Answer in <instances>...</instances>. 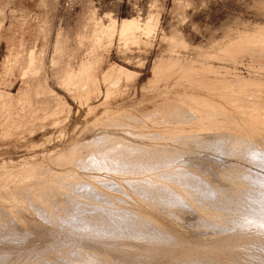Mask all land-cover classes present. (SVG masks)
<instances>
[{"label":"rangeland","instance_id":"obj_1","mask_svg":"<svg viewBox=\"0 0 264 264\" xmlns=\"http://www.w3.org/2000/svg\"><path fill=\"white\" fill-rule=\"evenodd\" d=\"M0 9V80L4 79V64L8 56L7 41L9 39L15 42L14 48H19L21 39H37L39 45L43 44V50L36 54L37 59L34 52L28 54V61L21 73L22 80L18 70L14 68L10 78L0 85L4 90L0 89V175L3 172L10 174L13 171V174H17L32 165L41 166L46 170L50 168L51 172L62 174L64 177L59 182L61 191L74 196V191L68 190L67 187L68 181L71 180L72 166L69 169L58 167L50 160V156L68 149L76 141L88 138L92 134L89 129L95 126V120L104 115L107 110L132 111L133 106L140 102L149 103L157 99L165 101L168 100V95L176 91H186V89L172 85L163 90V83H160L161 89L158 91L146 92L142 89L145 82L152 78V67L155 60L161 58H179L184 66L211 67L212 69L206 75L203 72H201L202 75L199 74V78L204 77V80L208 81L206 84L208 90L220 91L222 96L232 95V100L242 105L264 104V0H0ZM132 21L139 27V30H136L133 35H119L121 25ZM248 38L261 41L254 44L252 41H246ZM244 39L245 41H242ZM214 43L217 49L229 50L227 58L218 56L217 59H207L204 57L199 49H205ZM30 46V44H25L23 48L27 49ZM16 56V53L11 54L8 60L9 68L17 64L18 56ZM110 68H115V71L110 79L104 82V74ZM79 69H91L97 81L89 83V91L86 94L78 92L79 83L74 85L75 87L70 92L64 85L63 79H66L67 75L75 74ZM202 93L208 96L213 95L204 91ZM237 112L234 111V115ZM159 114L161 117L164 115L162 112ZM183 129L187 131V126ZM156 134L155 139H161L158 134L162 135V133ZM174 137L173 134L169 138H163L162 141L136 139L139 148L132 149V151L141 155L143 161L146 159L144 162L151 164L150 166H155L152 172H148L143 167L139 170L133 168L134 160H137L135 157L122 158L123 162L114 152L105 157L104 160L110 165L108 169L115 168L126 173L116 182L119 184L118 189L112 190L103 186L105 184L103 181H106L110 174L109 170H84L83 174L89 176L90 179L84 178L85 181L80 179L84 183L83 188L94 186V191L97 189L98 192H103L109 197L107 202H94V205L106 209L101 213L103 219H99V215L95 212L88 213L89 215L82 212L81 215L77 210L75 214L77 217L75 221H71L70 226L67 228L58 224L54 226L53 218L59 221L58 223H62L60 216L64 215L61 208V213L57 207L58 211L53 209L54 197L39 198V205L30 204L26 198H21L20 203L18 201L20 196L17 195L18 188L12 186L16 192H10L0 182V264H37L49 258L50 262L45 261L44 263L62 264L64 259L58 256H61L64 251L61 253L57 248L65 243L69 244V239L74 240V238V243L79 239L83 246L82 249L80 246H78L80 248L77 247L79 252L87 253L89 258L97 264L103 263L98 261L95 253L90 254L86 249L91 247L94 251H104L110 247L108 254L113 256L112 259L121 258L128 261V264H145V261L133 258L132 252H136L140 248V243L142 246L146 243L145 241H148L147 244L151 242V245L161 248L166 245L163 239L153 237L149 240H142L141 237L132 236L120 228L113 229L111 218L114 211L120 212L121 208L137 214L139 212L135 208L138 207L143 212L149 213L148 198L142 195L137 188L131 186L136 182L149 185L152 181L150 178L156 176L153 178L156 183L152 182L153 187L150 189L155 191L160 189V183L167 182L161 180L165 176V171L163 165H161L162 168L157 167L159 157L150 159L148 154V150L159 147V144L185 149V153L194 154L193 156L201 157L203 154L204 157L210 159L212 154L215 159L211 157V160H219L222 157L219 161L238 166L242 172L247 170L257 172L264 179V167H262L264 165L258 164L259 167L255 162L239 159L240 157L226 156L224 158L225 155L219 153L216 155L209 148L199 149L192 145L180 147L177 143L180 140ZM256 183L260 184L259 187ZM256 183L252 184L247 181L246 186L250 191H253V188L254 191H261L263 184ZM169 185L174 186L172 183ZM174 187L179 190L177 186ZM137 190L139 193L136 192ZM76 199H78L77 202H88L82 197H76L74 200ZM206 199L202 201L204 204L198 205L203 206L201 208L207 211L210 219H215L216 224L222 227L215 228L212 235L218 233L223 236L230 235L240 231L241 227L243 230H252V234H258V231L264 234V227L250 224L248 226V223L243 222L245 215H250L248 208L252 206L243 208V199L240 195L229 197L228 204L216 206V208L210 206L213 202L212 198L207 197ZM157 200L152 199L156 207H160V213L165 216L162 215L163 219L160 218L162 229L173 230L171 234L174 233L172 234L174 237L181 234L179 236L184 235L186 239L179 236L178 239H185L190 245L191 242L199 245L200 236L197 237L189 231H199L202 238L204 234L207 235L212 231L195 216L192 219L190 215L188 221L191 225L174 219L170 214L174 211L170 210L168 205H164L165 208L161 207L160 201L157 202ZM233 200L238 204L236 205ZM239 205L240 209L243 208L242 210H239ZM147 218L152 219L148 215ZM196 218L198 221H195ZM86 221L87 223L91 221L99 228L88 226L89 223L87 224ZM56 232H58L57 236H54ZM67 233L73 237L67 236ZM48 237L56 241L51 238L47 241ZM28 239L30 241L36 239L34 241H38L39 245L41 241L45 242L41 246L24 245ZM254 239V237L248 239L247 242H252L251 245L244 243L239 251L243 253L245 260L252 259L253 264H264V245L257 244ZM73 240L70 241L71 244L77 246L78 242L74 244ZM54 242L56 243L53 245ZM60 242L63 243L60 244ZM83 243H86L85 247ZM167 244H170L172 248L179 247L174 240L168 241ZM94 246H97L96 249ZM159 253L160 256L161 253L163 254L162 249ZM55 258L59 262H56ZM41 259L45 260L42 262Z\"/></svg>","mask_w":264,"mask_h":264},{"label":"bare ground","instance_id":"obj_2","mask_svg":"<svg viewBox=\"0 0 264 264\" xmlns=\"http://www.w3.org/2000/svg\"><path fill=\"white\" fill-rule=\"evenodd\" d=\"M136 30H139V27L135 24V22H126L121 25L119 35H133ZM242 41H245V39ZM246 41H252L254 42V44H256L255 42L258 43L261 40L248 38L246 39ZM199 50L203 52L204 57L207 59H217L218 56L221 58H227L229 53L228 49H217L215 47V43L205 49L201 48ZM210 69L212 68H197L194 65L184 66L179 58L174 59L172 57H169L155 60L152 67V78L148 79L145 82V85L142 87V89L146 92L158 91L159 89H161V87H159L160 83H163V90L168 89V86L172 85L174 87H180L183 90L186 89V91H176V93L168 95V100L166 99L165 101L157 99L156 101L151 100L149 101V103L140 102L137 105L133 106L132 111H127L125 109L116 111L107 110L104 115L95 120V126L89 129L92 134L88 138H85V140L83 138V141H76L68 149H64L55 154H52L50 156V160L54 163V165L68 169L70 166H72V172L70 171L71 180L68 181L67 187L68 190L70 189L71 191H74V196H71L70 194L67 195L65 192L61 191V184L59 182L64 179L62 174L51 172L52 169L48 168L49 170H46L37 165L26 167L24 170L17 174H13L14 171L10 174L7 172H3L1 174L2 176L0 175L2 177L0 179V182L4 184V186H6L10 192H16V189L13 187L16 186V188H18L17 195L20 196L18 200L20 203L22 201L21 198H26L30 204L39 205V198H44L46 196L54 197V204L56 206L54 205L53 209H56L57 207V209L60 210V213L61 209L63 210L62 213H64L63 216L62 214L60 216V220L62 223H58L59 221L53 218L55 222L54 226L58 224L61 227L67 228L68 226H70L71 221L77 217L75 216L77 210L80 214L82 212L84 214L95 212L99 215V219H103L101 213L105 212L106 209H103L104 207L102 206L94 205V202L104 203V201L107 202L109 200V197L105 195V193L98 192L97 189L94 191V186H90V188H83L82 184L84 183L81 180H83L84 178L90 179L89 176L83 174L84 170H109L108 173L110 174L107 176V180L103 181L105 182L103 186L107 188L109 187L112 190L119 188V184H117L116 182L120 180V176H124L126 174L124 171H120L115 168L108 169V166L110 165L107 164L104 158L113 152L117 157H119L120 161H122V158L125 159L127 157H135L137 160L135 161L133 159L135 162L133 168H135L136 170H139V168L143 167L146 168L148 172L153 171V168H155V166H150L151 164L144 162L146 159L143 161L141 155L132 151V149L139 148L136 143L137 138L140 140L146 139L147 141H162L163 138H169L174 134V138L180 140L179 142H177L179 143L180 147H189L190 145H192L193 147L199 149L209 148L214 151L216 155L217 153L225 155L224 158H226V156L240 157L239 159L243 158V160L245 161L249 160L255 162L257 165H264V104L262 105L260 103L261 105L252 104L250 106H246L237 103V101L234 99L232 100V95L225 94L222 96L221 92L217 90L211 92L210 90H208L209 88L206 87L208 81L204 80V77L199 78V76L202 75L201 72L206 75L210 71ZM114 71L115 68L108 69V71L104 74V82H107L110 79ZM63 81L68 92H70L73 87H75L74 85L79 83L78 92L83 94H86L89 91V83L97 82L91 69H79L75 74L67 75L66 79H63ZM227 89L228 88H226V90ZM203 91L211 93L213 95L208 96L207 94H203ZM237 93L240 94V92ZM244 106L245 108H247V110L244 108ZM236 110L240 111L237 112ZM234 111L237 112V114L235 113L236 115H234ZM161 112L164 114L162 117L159 114ZM177 125H179V127H176ZM185 126H187V131L183 129ZM156 133H162V135L158 134L161 139H155L157 137ZM167 135L170 136L167 137ZM159 145L160 146L157 148L148 150V154L150 159H152V157H159V161H157V163L159 164L157 165V167H161V165H163L162 167L165 171V176H163L161 180L163 182H167L163 184L160 183V189L155 191H152L150 189L153 187L151 183H156V181L153 180V178H156V176L150 178V180L152 181L149 182V185H142L139 184V182H136L133 185L131 184V187L137 188L140 192H142V195L148 198V204L150 205L149 213H146L145 211L143 212L142 209L138 207L135 208V210L139 212H136L137 214H134L127 209L121 208L120 212L114 211L111 218V225L113 229L120 228L123 230V232H127L132 236L141 237L142 240H149V238L159 237L160 239L162 238L166 244L159 248L151 245V242L147 244L148 241H145L146 243L144 245L142 244V246L140 243V248H138L136 252H132L133 258H136V260L145 261V264H253L254 262L252 261V259L245 260L243 253L239 250L244 246V243H248L251 245L252 242L249 243L247 242V240H250L252 237L256 239H254V241H257V244L261 243L262 245H264L263 232L259 233L258 231V234H252V230L249 231L246 229V231L241 227L240 231H232L233 233H231L230 235H218L219 233L212 235V232L215 231V228L222 227L216 224L215 219L211 220L209 214H207V211L201 208L203 206L200 207L199 205H202L201 203L207 200L206 198L208 197L213 199V202L210 203L211 205H209L216 208V206L228 204L229 197H239L240 195L241 199H243V208L245 206H252L254 208H248L251 213L248 216L245 215V219L243 218L245 221H242L248 223V226L250 224L252 226L255 225L263 228L264 214H260L261 212H264V179H262V175L250 170L242 172L238 169V166L236 167L231 163H224L219 161L222 158L221 157L219 159V156V160H211V157H214L212 154L211 157L209 156V159L208 157H204L203 154V157H200L198 155L193 156L194 154L189 155L184 152L185 149L183 150L181 148H175L173 146L170 147L168 144ZM247 181L252 182V184L260 182L261 185L263 184V189L260 187L262 189L261 191H254L253 188V191H250L248 189V186H246ZM169 183L177 186L180 191L177 190L174 186H170ZM77 185L78 188H76ZM257 185L259 187L260 184ZM138 190L136 192L139 193ZM72 197H82L88 202H77L78 199L74 200L75 198L73 199ZM152 199H158L160 201L159 205H161V207H164V205H168L170 207V210L174 211L173 213H170L171 215H173L174 219H179L183 223L190 224V221L188 220L190 219L191 215L192 219L195 217L199 218L202 223L204 222L205 227H207L208 229H212V231L208 232L207 235L204 234L203 238L201 237V233L199 231H189L193 235L201 237H199L200 240L198 239L200 243L199 245L192 244L191 241V245L189 243H186L187 240H185L186 237H183L184 235H182L181 237L185 239L180 240L181 237L179 235L181 234L177 235V237H180L179 239L177 237H174V235H172L174 233L171 234L173 230L169 231L168 229H162L161 219H163L162 215L163 217L165 216L164 214L160 213V207L157 208L154 204L156 200L152 201ZM235 202L237 205V201ZM58 206L60 207L58 208ZM240 208L241 206L239 205V210L243 209ZM236 210H238V208ZM229 211H231V209ZM221 212L223 211L221 210ZM216 213H218V211ZM130 214H132V217H130ZM147 215L152 219H148ZM194 220L192 221L193 224ZM195 221H198V219ZM88 223V226L96 227L93 223H91V221H88ZM72 224L74 227V223ZM222 230L224 231V228ZM58 232H56L54 236H57ZM68 235L71 238L73 237L67 233V236ZM191 235L190 237H192ZM210 235L212 236L210 237ZM48 238L47 241H49L51 237ZM30 239L26 240L24 242V245H39L38 241H34L36 239L31 241ZM52 239L53 238H51V240ZM53 240L56 241V239ZM69 240L72 241L73 239ZM172 240H174L175 243L179 244L178 248H172L170 244H167L168 241ZM66 241L68 242V240ZM70 241L69 244L65 243L61 245L60 248L55 247L59 249L60 252L64 251L63 253L61 252V256L59 255L60 257L58 256V258L62 257L64 259V263L62 262V264H97V262L89 258L87 253L82 254L81 252H79L78 248L81 247L82 249L83 247L81 246V241L79 239L76 242H78V244L80 245L77 244V246H73ZM43 242L41 241V245H43ZM143 242L144 241H142V243ZM55 243L56 242L52 244L54 245ZM62 243L60 242V244ZM115 245L113 247H115ZM37 248L38 247H36V249ZM104 248L105 245L103 249ZM109 248L107 247L106 249H104V251L102 250L103 252L101 250L94 251L93 248L91 249V247L85 249L90 254L95 253V255L98 257V261L103 264H128V261L121 258L112 259L113 256L111 257L110 254H108L110 250ZM208 248H210L211 250H207ZM160 249H162L163 252V254L161 253V256L159 253ZM54 260L56 262H59L56 260V258ZM40 261H42V259ZM45 261L46 263L47 261L50 262V258ZM44 262L38 263L46 264Z\"/></svg>","mask_w":264,"mask_h":264},{"label":"crops","instance_id":"obj_3","mask_svg":"<svg viewBox=\"0 0 264 264\" xmlns=\"http://www.w3.org/2000/svg\"><path fill=\"white\" fill-rule=\"evenodd\" d=\"M0 13H1V9H0ZM121 19H123V18H121ZM121 19H119V21ZM0 27H1V21H0ZM21 33L23 34V32H21ZM14 43L15 42L12 39H9L7 41L8 56L5 59V64H4V66H5L4 79L0 80V85L4 84L6 82V80H8L10 78L11 73H12L14 68H16L18 70L20 78L22 80L23 78L21 76V73H22L24 67L26 66V62L28 61V54L30 52H34L35 53V57L37 59V55L36 54H38L39 52H41L43 50V44L39 45L37 39H21L19 41V48H14L13 47ZM25 44H30L31 46L29 48L25 49V48H23ZM14 53H16L17 56H18L17 64L15 66L9 68L8 67V60L11 57V54H14ZM0 89L3 90L1 87H0ZM16 92H17V89H16ZM13 94H11V95H13Z\"/></svg>","mask_w":264,"mask_h":264}]
</instances>
